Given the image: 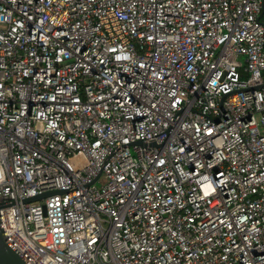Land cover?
Returning a JSON list of instances; mask_svg holds the SVG:
<instances>
[{
    "label": "built area",
    "instance_id": "obj_1",
    "mask_svg": "<svg viewBox=\"0 0 264 264\" xmlns=\"http://www.w3.org/2000/svg\"><path fill=\"white\" fill-rule=\"evenodd\" d=\"M0 201L30 264H264V0H0Z\"/></svg>",
    "mask_w": 264,
    "mask_h": 264
},
{
    "label": "water",
    "instance_id": "obj_2",
    "mask_svg": "<svg viewBox=\"0 0 264 264\" xmlns=\"http://www.w3.org/2000/svg\"><path fill=\"white\" fill-rule=\"evenodd\" d=\"M48 193H41L32 197L26 198L25 201L39 200ZM11 201H0V210L11 205ZM0 264H30L27 262L18 251H16L6 240L3 233L2 223L0 218Z\"/></svg>",
    "mask_w": 264,
    "mask_h": 264
}]
</instances>
